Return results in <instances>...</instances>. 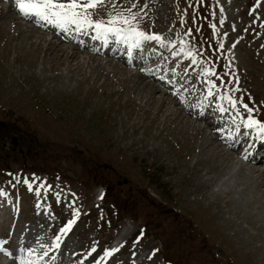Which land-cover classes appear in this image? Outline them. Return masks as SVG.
Listing matches in <instances>:
<instances>
[{
  "label": "rangeland",
  "instance_id": "rangeland-1",
  "mask_svg": "<svg viewBox=\"0 0 264 264\" xmlns=\"http://www.w3.org/2000/svg\"><path fill=\"white\" fill-rule=\"evenodd\" d=\"M146 2L148 15L141 28L176 40V47L158 45L135 67H124L120 58L108 60L74 48L76 44L58 37L55 44L60 49H75L78 55L65 59L42 46L36 57L30 41L17 34L19 29L15 34L8 33V26L0 31V195L11 209L0 200V242L17 256L29 247L36 249V256L50 249L38 264L99 262L111 249L118 251L102 264H264V181L256 186L264 156L246 166L237 160L244 142H237L240 136L236 138L235 132L215 140L213 132L219 128L189 117L202 128L193 131V125L182 127L184 121L172 115L176 110L185 119L175 100H194L205 108L209 96L201 71L188 82L192 91L175 99L166 94L170 100L160 109V101L154 102L169 89L158 85V80L169 84L187 76L190 68L205 67L185 59L172 74L164 72L176 65L175 60L185 58L172 52L180 46L177 37L191 28L189 47L202 50L218 76L231 81L227 86L239 89L233 95L243 96L255 109L254 118L264 122V0H139V6ZM130 3L118 0V7ZM2 7L0 28L10 8ZM110 10L109 0L96 9L93 19ZM15 16L7 23L23 25V35L29 32L26 28L45 33L48 44L52 32ZM10 35L16 37L13 44L18 49L4 58ZM154 42L145 41L139 49H152ZM221 43L223 48L218 47ZM87 56L103 64L89 62ZM33 58L35 62L30 61ZM107 61L114 68L107 67ZM44 62L55 68L45 69ZM77 62L80 68L75 70ZM176 70L182 73L175 75ZM211 79L220 84L217 77ZM106 80L109 83L104 85ZM143 82L157 87L151 97ZM119 88L124 92L114 91ZM215 100L220 102L209 98ZM148 101L153 108L144 106ZM222 102L229 108L222 118L231 124L227 115L234 110ZM200 106L196 111L205 118L207 111ZM234 144L236 149L230 150L228 145ZM223 148L245 168L258 171L251 177L229 159L232 156L220 158ZM202 161L207 168L220 166L221 173H206ZM69 220H75L71 230L61 235L59 248L53 247ZM3 259L0 253V264H5Z\"/></svg>",
  "mask_w": 264,
  "mask_h": 264
},
{
  "label": "snow or ice",
  "instance_id": "snow-or-ice-1",
  "mask_svg": "<svg viewBox=\"0 0 264 264\" xmlns=\"http://www.w3.org/2000/svg\"><path fill=\"white\" fill-rule=\"evenodd\" d=\"M108 2L109 0H16V4L23 15L35 16L38 18V21H43L48 25H53L64 30L69 29L70 26H75V31L77 32L93 29L96 32V36L93 37L94 39L100 38L106 40L108 35L112 34L116 38L122 39L125 43L131 42V46L133 47H139L145 41H155L161 48L172 49L176 47V40H166L161 34L149 33L141 28L140 22L146 19L148 15L146 11L148 8L147 2L143 6H139V0H131L129 7L124 8L122 5L118 7V0H110L111 10L105 14V17L93 19L96 9ZM181 23H184L183 19ZM210 27L215 30L216 26L213 24ZM196 30L199 31L198 28ZM191 36V28L183 36H178L177 39L180 46L178 50L172 52V55L183 54L185 59H190L191 65L204 64L205 67L201 69V73L206 77L207 96L216 97L220 101L226 102L235 111L233 122H236L237 117L240 118L245 128L255 129L257 137L261 141H264V122L254 118L253 112L255 109L244 102L243 96L237 97L233 95L239 89L227 86L231 81L226 83L222 77L218 76L214 70V66H211V60L203 56L202 50L189 47V40L187 38ZM218 47L223 48V44H219ZM211 77L220 79V84H217L216 80L211 79ZM236 82L238 83V78ZM221 90H223V94H219ZM249 99L251 98L249 97ZM218 110L223 113L229 111V108L220 104L218 105ZM242 112L247 113L246 117L242 115ZM239 126L237 124V128ZM74 215L78 216V212L74 213ZM74 223L75 220H69L60 229V233L56 236L52 245L53 247H60L61 235H66ZM4 244L5 242H0V253L14 258L15 261H18V264H38L39 260H43L44 257L48 256L50 250H45L43 255L36 256V249L29 247L22 249L26 255L14 256V253L5 247ZM40 247L44 248L45 246L40 245ZM92 251H95V249H92ZM115 251H118V249L105 250L104 255L110 256ZM33 256H36L35 260L32 259Z\"/></svg>",
  "mask_w": 264,
  "mask_h": 264
},
{
  "label": "bare ground",
  "instance_id": "bare-ground-1",
  "mask_svg": "<svg viewBox=\"0 0 264 264\" xmlns=\"http://www.w3.org/2000/svg\"><path fill=\"white\" fill-rule=\"evenodd\" d=\"M8 8V7H7ZM1 9V8H0ZM7 10V9H6ZM9 11H7V16L5 17L6 19L4 20V22H3V24H2V28H0V31L3 33V31H6V29H5V27L6 26H8V28H10L9 30H8V33H13V34H15L16 33V31L19 29V31L17 32V34H19L21 37L23 36L24 38H27L28 40H27V42H29V44L30 45H32L31 47V51H33L34 52V54H35V56L36 57H38L37 56V54H39L41 51H42V46L44 47H46V49H52L53 51H55V52H59L60 54H57V56L59 55V56H64L65 57V59L67 58V57H72V56H77L78 55V52L75 50V49H69V50H67V49H60V47L61 46H59V45H57L58 43L56 42L57 41V39H56V37L57 36H59L60 34H62V31H61V29L57 32V33H54L53 34V36L51 37V38H49V40L50 41H52V42H48V44H46V42H47V38H46V34L45 33H42V32H40V31H33V29L31 30L30 28H26L27 30H29V32L27 33V34H25V35H23V32H24V29L23 30H21V28L23 27V25L21 26L20 24V26L19 27H17V24L16 25H14L13 26V24L11 25L10 24V21H9V23H7V21L11 18V17H14L15 19H17L16 18V14H17V16L18 17H20V18H23V17H26V16H23V15H21L20 13H18V12H14V9L13 8H9L8 9ZM12 11V12H11ZM2 11L0 10V13H1ZM11 12V13H10ZM14 13H15V15H14ZM22 21V20H21ZM28 21H34V22H39V21H37V20H34L32 17H28ZM22 23V22H21ZM27 25V24H26ZM35 25H37L38 27H40V28H46L47 30H51V28L49 27V26H46V25H43V24H41V23H35ZM27 27H29V26H27ZM11 36V35H10ZM14 37V38H13ZM16 37L14 36V35H12L11 37H8L7 38V41L5 42V51H4V54H3V57L5 58V57H7V55H8V53L9 52H16V50L18 49L17 47H16V45L15 44H13V40L15 39ZM62 40H63V38H62ZM65 40H67V41H73V39L72 38H70L69 36H66L65 37ZM55 43H57V44H55ZM59 48H58V47ZM82 46L84 47V49H85V51H87L88 53L89 52H92V54H98V55H100V56H102V55H104L105 57H108L109 59L108 60H112V59H118L121 55H120V44H107L106 46H105V48H104V50H95L94 48H91V46H89L87 43L85 44V42L82 44ZM35 47V48H34ZM76 47H80V45H77ZM75 46H74V48H76ZM129 48V51L131 50V46H129L128 47ZM36 49V50H35ZM44 50V49H43ZM45 51V50H44ZM71 51V52H70ZM122 51V50H121ZM128 51V52H129ZM54 52V53H55ZM42 55H43V53H41ZM56 54V53H55ZM133 55H137V49H135L134 51H133ZM45 56V55H44ZM14 57V61H16L17 59H18V56H13ZM88 57V56H87ZM143 58L144 57H146V54L144 55L143 54V56H142ZM101 58V57H100ZM23 59V58H22ZM84 59V58H83ZM88 59V61L89 62H91V61H96V63H98V66H100L101 64H103V63H101L100 61L101 60H99V61H97L95 58H91V56L90 57H88L87 58ZM36 61V59H31L30 61ZM49 60V59H48ZM22 61L23 60H20L19 61V64L21 65L22 64ZM79 62V61H78ZM77 62V63H78ZM108 63H105V65H107V67H111V68H114V66L111 64V63H109V62H111V61H107ZM46 63L47 62H44L43 63V65H44V68L45 69H52V68H55V66H47L46 65ZM80 63V62H79ZM79 63H78V65H76V67H75V70L76 69H78V68H80V65H79ZM69 65V64H68ZM68 65L66 66L67 68H68ZM115 65V64H114ZM42 66V65H41ZM97 66V65H96ZM117 66V65H116ZM42 69V68H41ZM117 69V68H116ZM115 69V70H116ZM57 70H59V68L57 69ZM79 71V70H78ZM96 71V70H95ZM122 71V70H121ZM111 72H112V69H111ZM117 72V71H116ZM125 72V71H124ZM143 72H145V70H143ZM169 73H171V71L169 72ZM99 74H101L102 76H104L105 77V75L103 74V73H99ZM73 75V74H72ZM123 75H125L127 78H128V75H130V74H128L127 72H125V74H123ZM131 75H133V74H131ZM136 75V74H135ZM74 76V75H73ZM121 76V75H120ZM195 75H193L191 78H193ZM99 75H98V79H99ZM125 77V78H126ZM136 77V76H135ZM97 78V77H96ZM126 78V79H127ZM137 78V77H136ZM97 79V80H98ZM122 79V78H121ZM125 79V80H126ZM133 79V78H132ZM136 80V79H135ZM138 80V79H137ZM109 83V81H105V82H103V84L104 85H106V84H108ZM141 83L142 82H140V85H141ZM178 83L180 84V83H182L181 85H179L178 87L176 86V88H174L173 90H170V89H166V90H162L161 91V94H160V96L157 98V99H155V101L154 102H157L158 103V101H160V106L158 107L159 109L161 108V107H163L165 104H167L168 103V101L170 100L167 96H165L166 94H170V95H177V94H180V93H182L181 91H183V87H184V85H187V81H183V80H179L178 81ZM84 84V83H83ZM144 84V85H143ZM143 89L147 92L146 94H148L149 93V95H150V97H151V94L152 93H154L155 92V90H156V88L153 86V85H150L149 83H145V82H143ZM178 85V84H177ZM120 86V85H119ZM165 87H167V88H169L167 85L165 86ZM122 90H124L123 88H119L118 90H114V91H117V92H124V91H122ZM178 91V92H177ZM175 92H177V93H175ZM144 93V92H143ZM122 94V93H121ZM144 98V97H143ZM175 99V98H174ZM138 101H140V100H138ZM172 101V100H171ZM176 104H178V107H177V109H179V110H181V111H184L185 112V114H184V120H182L181 118H180V114H179V112L177 113L176 112V110L172 113V115L175 117V118H177L178 120H180L181 122H183V124H182V127H186V128H189L190 129V126H192L193 127V131H194V128H195V130L196 131H200L202 128L199 126V127H195V125L194 124H192V122L190 121V119H189V117H196L198 120H200V121H204V122H208V124H210V126L211 125H213V128H219L222 124H226L227 126H226V128L224 129V131L223 132H219L218 130H217V132H213V138L215 139V140H219V139H222V134H225L226 133V136L223 138V139H227L228 137H229V135L232 133L231 132V129L233 128V125H231V124H228L227 123V121H225V120H220V121H213V123L214 124H212L211 122H209V120H207L206 119V117L205 118H203L201 115H198L199 113L196 111L197 109L195 108L194 110L192 109V106H194V105H196L197 104V101H192V102H189V103H181L179 100H175L174 101ZM134 106V105H133ZM144 106H146V107H150V108H153L152 106H151V102L150 101H148ZM142 110H143V108H142ZM148 111H149V109H145L143 112L144 113H148ZM165 111V110H164ZM207 111V110H206ZM170 114V113H169ZM132 115V114H131ZM158 117V116H157ZM210 117H211V114H210ZM154 118V117H153ZM180 118V119H179ZM173 122V121H172ZM132 125V124H131ZM169 125V124H168ZM171 127V126H170ZM198 129V130H197ZM171 132L173 131V129H169ZM187 132V131H186ZM251 133H252V131H251ZM169 134V133H168ZM195 134H197V132H195ZM170 135V134H169ZM246 136L244 135V136H240L239 137V141H237V142H241V140H246ZM205 139V138H204ZM211 140H213L212 139V137L210 138ZM214 141V140H213ZM213 141H211V144H212V142ZM215 142V141H214ZM214 142H213V144H214ZM236 142V143H237ZM208 146V145H207ZM207 146H205V147H207ZM229 147V149L230 150H235L236 149V144H234V145H228ZM262 146H264V143H257L255 146H254V148L244 157V158H242V159H237L240 163H243V162H245V164H246V166H247V164H250V163H256V162H258L259 160H261V158H260V156L261 155H264V150L263 151H260L261 149H263V148H260V147H262ZM209 147V146H208ZM213 147H215V146H213ZM216 148H217V146H216ZM206 149V148H205ZM229 149H227V151H229ZM219 151H221L222 153L219 155L220 156V158L221 157H225V155H227V156H232L230 153H227L226 154V152H224V151H226L224 148L223 149H219ZM237 153H238V155L240 156V155H242V152H241V150L239 149L238 151H237ZM237 158V157H236ZM229 159H231L232 161L235 159L233 156L230 158L229 157ZM215 161H217V160H215ZM235 161V160H234ZM213 162H214V160H213ZM236 162V163H235ZM235 162H233L236 166L238 165V166H240V169H242L244 172H246V170H247V172H248V174H249V176H251L252 177V173L254 174V172L256 173L258 170H257V168H253L252 166H249V169H247V168H245V166H243V165H241L239 162H237V161H235ZM202 163H203V165H204V167L206 168V173H221V169H220V166H218V165H215V164H213L212 166L213 167H206L205 166V162L204 161H202ZM222 163V162H221ZM229 163V162H228ZM231 164V163H230ZM222 166V165H221ZM228 165H227V163H226V165H225V167H227ZM251 168V169H250ZM260 168V167H259ZM229 169V168H228ZM261 170H263L260 174H259V176H257L258 177V179H256V186L257 187H260V186H263V181H264V166H263V168L261 169ZM205 171V170H204ZM243 173V172H242ZM258 174V173H257ZM234 182V181H233ZM239 185V184H238ZM230 189V188H229ZM228 189V190H229ZM227 192V191H226ZM226 194V193H225ZM263 194H264V192H263ZM0 198H2V196L0 195ZM2 201V200H1ZM3 203H4V206H5V208L6 209H8L9 210V212H11L10 211V208L8 207V206H6V204H5V202L4 201H2ZM6 209H3V211H5L6 212V214H7V211H6ZM1 212V211H0ZM2 256L4 257V259H3V261L5 262V264H7L8 262H6L5 260H8V261H14V262H11L12 264H18V262L17 261H15L14 260V258H12V257H9V256H6L5 254H3L2 253ZM105 258H106V256H105ZM107 260H108V258H107ZM100 264V263H99Z\"/></svg>",
  "mask_w": 264,
  "mask_h": 264
},
{
  "label": "water",
  "instance_id": "water-1",
  "mask_svg": "<svg viewBox=\"0 0 264 264\" xmlns=\"http://www.w3.org/2000/svg\"><path fill=\"white\" fill-rule=\"evenodd\" d=\"M14 144H15V142H14Z\"/></svg>",
  "mask_w": 264,
  "mask_h": 264
}]
</instances>
